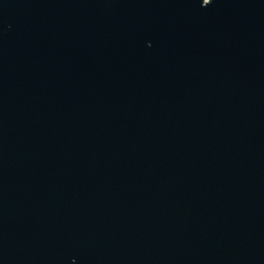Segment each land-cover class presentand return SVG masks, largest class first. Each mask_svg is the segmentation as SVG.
<instances>
[{
  "label": "water",
  "instance_id": "obj_1",
  "mask_svg": "<svg viewBox=\"0 0 264 264\" xmlns=\"http://www.w3.org/2000/svg\"><path fill=\"white\" fill-rule=\"evenodd\" d=\"M0 264H264V0H0Z\"/></svg>",
  "mask_w": 264,
  "mask_h": 264
}]
</instances>
